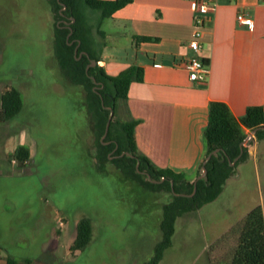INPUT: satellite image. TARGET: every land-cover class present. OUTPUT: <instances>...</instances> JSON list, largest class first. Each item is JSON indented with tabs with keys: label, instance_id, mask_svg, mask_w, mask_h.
<instances>
[{
	"label": "crops",
	"instance_id": "obj_1",
	"mask_svg": "<svg viewBox=\"0 0 264 264\" xmlns=\"http://www.w3.org/2000/svg\"><path fill=\"white\" fill-rule=\"evenodd\" d=\"M209 1L215 8L205 16L199 56L209 62L210 73L202 83L191 82L185 68L192 53L188 47L194 28L191 0H131L102 22L104 38H99V65L108 74L116 75L131 65L143 68V80L133 82L127 93L130 115L138 120L135 139L139 151L155 166L185 173L191 181L204 161L210 104L225 103L236 117L243 116L250 106L264 108V0ZM240 13L253 19L252 29L238 23ZM106 21L108 26L102 29ZM14 81V74L11 81H0V95L14 88ZM53 93L57 96L59 91ZM15 118L0 121V264H7L8 258L17 264H78L79 254L87 252L93 242L94 225L90 217V243L73 250L83 219L74 192L78 183L74 155H65L64 164L54 162L56 156L40 155L37 138L27 126L14 125ZM71 121L72 115L66 129L70 150L77 138ZM19 146L29 149L25 161L15 155ZM248 151V159L235 168L221 194L197 211L227 194L241 168L255 158L251 146ZM30 186L34 187V202L28 195ZM230 208L222 210L228 213ZM235 219L232 215L225 218L219 235ZM42 253H51L52 260L39 263L37 255ZM126 254L117 256V262L110 256L109 263H143L141 259L128 262Z\"/></svg>",
	"mask_w": 264,
	"mask_h": 264
},
{
	"label": "rangeland",
	"instance_id": "obj_2",
	"mask_svg": "<svg viewBox=\"0 0 264 264\" xmlns=\"http://www.w3.org/2000/svg\"><path fill=\"white\" fill-rule=\"evenodd\" d=\"M56 21L55 9L49 0H0V81H11L14 74L13 86L19 90L21 99L20 112L13 123L30 128V134L37 138L40 155L56 156L54 162L61 164L65 155H74L72 162L76 161L73 165L78 169L74 192L78 197L79 214L83 218L91 217L94 225L93 242L87 252L79 254L78 264H101L100 260L102 264H110V256L117 262L116 257L122 253L128 254V262L140 259L145 262L160 240L156 215L159 209L148 202L137 209L134 198L126 195L128 189L122 185V180L108 177L114 173L111 163L104 171L96 169L92 148L87 149L92 129L81 96L83 92L63 80L62 69L54 57L52 40ZM107 26L106 21L102 29ZM54 90L59 91L57 96ZM89 111L94 120V111ZM70 115L73 134L77 130L72 150L66 142ZM255 142V138L245 142L244 146L252 147L255 158L241 168L219 202L177 219L172 244L159 264H209V246L221 236L219 230L225 218L232 215L236 218L234 221L239 220L258 204L264 212V141ZM39 164L42 165L41 161ZM135 184V181L130 183ZM27 191L34 202V187H28ZM162 197L167 200L169 195ZM226 207H231V212L222 210ZM134 210L137 213L129 216ZM143 211H146L144 217ZM51 257V253L37 255L39 263H49Z\"/></svg>",
	"mask_w": 264,
	"mask_h": 264
},
{
	"label": "trees",
	"instance_id": "obj_3",
	"mask_svg": "<svg viewBox=\"0 0 264 264\" xmlns=\"http://www.w3.org/2000/svg\"><path fill=\"white\" fill-rule=\"evenodd\" d=\"M49 1L57 18L53 28L52 47L56 63L62 69L60 75L71 86L81 89L83 93L79 91L88 110L92 134L87 149L92 148L97 170H106L108 163L113 165L114 173L108 177L115 176L122 180V185L128 189L126 195L134 198L137 209L146 202L159 209L156 215L160 240L154 246L151 258L142 263L159 264L165 250L172 244L177 219L214 201L221 194L235 168L248 159V147L243 146L241 157L234 166L230 165L239 155L240 146L249 135L246 130L250 132L257 129L254 133L255 140L264 139V128H260L264 127V108L250 106L246 108L243 116L236 117L225 103L212 102L208 124L204 129V159L212 151H220L206 162L207 175L198 180L196 193L191 197L176 195L191 194L194 181L185 173L155 166L137 147L135 127L138 120L130 115L127 93L133 82L143 80V68L131 65L116 75H110L99 65L102 49L99 38H104L102 22L131 0ZM64 7L66 8L63 9ZM72 18L75 19L74 22ZM70 28L72 33L68 38ZM138 39L152 40L150 37ZM78 42L80 45L75 55ZM92 60L96 61V65L90 66L86 72ZM20 106L19 90L9 88L0 95V121L13 120ZM89 109L94 111V120L90 118ZM111 111L112 120L107 135L102 140ZM15 155L18 160H27L28 147L19 146ZM201 172L202 164L197 175ZM133 181L136 182L135 186L130 185ZM164 194L169 195L167 200L162 197ZM122 208L125 210L123 204ZM145 212L143 211V217ZM136 213V210L130 211L129 216ZM91 235V219L84 217L77 227V237L72 249H84L90 243ZM208 259L209 264H264V213L261 204L249 210L209 246ZM7 264L17 262L8 258Z\"/></svg>",
	"mask_w": 264,
	"mask_h": 264
},
{
	"label": "built area",
	"instance_id": "obj_4",
	"mask_svg": "<svg viewBox=\"0 0 264 264\" xmlns=\"http://www.w3.org/2000/svg\"><path fill=\"white\" fill-rule=\"evenodd\" d=\"M190 7L193 12L194 28L188 41V47L192 53L185 61V68L191 82L202 83L208 79L210 73L209 62L199 56L202 49V29L205 16L214 10L215 5L209 0H191ZM237 21L249 29L253 28V19L248 14H238Z\"/></svg>",
	"mask_w": 264,
	"mask_h": 264
},
{
	"label": "water",
	"instance_id": "obj_5",
	"mask_svg": "<svg viewBox=\"0 0 264 264\" xmlns=\"http://www.w3.org/2000/svg\"><path fill=\"white\" fill-rule=\"evenodd\" d=\"M65 8H66V7H64L63 9H65ZM74 21H75V19L72 18V22H74ZM71 33H72V29L70 28V33H69V35H68V38H69V36L71 35ZM69 44H72V42H70ZM79 45H80V42H78L77 46L75 47V51H74L75 55L77 54V50H78V46H79ZM85 54H86V53H85ZM81 55H82V54H80V56H81ZM95 65H96V61L92 60V61H91V64L87 66V68H86V72L88 71V69L90 68V66L93 67V66H95ZM92 79H93V81L96 83L95 79H94V78H92ZM112 115H113V111L110 112V116H109L108 121H107V123H106L105 133H104V135L102 136V140H103V139L105 138V136L107 135V132H108V129H109V125H110V122H111V120H112ZM260 128H264V127H260ZM256 130H257V129H256ZM256 130L251 131V133L248 135V137L245 139V141L241 144V146H240V153H239V155L234 159V161L230 162V165H231V166H234V165L236 164V162L238 161V159L241 157V155L243 154V146H244L245 142H246V141H251L252 138H254V133L256 132ZM251 149H252V147H251ZM219 151H220V149H216L215 151H212V152H211L210 154H208L207 157L204 159L203 164H202V172L196 177V179H195L194 182H193V191H192V193H191V194H176V195H180V196H189V197H191V196H193V195L196 193V190H197V182H198V180H201V179L205 178L206 175H207V168H206V166H205L206 162L211 158V156H212L213 154H216V153H218ZM122 155H123V154H121V156H122ZM224 159H225V158H223V160H224Z\"/></svg>",
	"mask_w": 264,
	"mask_h": 264
}]
</instances>
